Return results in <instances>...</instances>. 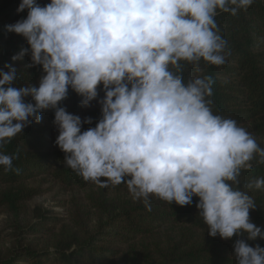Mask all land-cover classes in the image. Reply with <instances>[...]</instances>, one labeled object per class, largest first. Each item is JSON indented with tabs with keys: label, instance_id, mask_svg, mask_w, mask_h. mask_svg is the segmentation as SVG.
<instances>
[{
	"label": "clouds",
	"instance_id": "1",
	"mask_svg": "<svg viewBox=\"0 0 264 264\" xmlns=\"http://www.w3.org/2000/svg\"><path fill=\"white\" fill-rule=\"evenodd\" d=\"M253 0H21L17 12L27 17L7 25L24 37L31 66L40 65L38 86H13L17 70L0 69V141L15 137L41 112L53 109L59 135L56 146L64 164L100 188L126 184L133 200L151 210L150 197L197 208L208 235L251 241L264 232L249 219L256 207L239 184L254 154L264 163V148L233 119L214 115L212 78L185 82L181 61L220 66L230 53L219 32L217 11L236 15ZM102 85L101 118L81 131L82 120L59 102L69 88L87 106ZM30 97L31 102H25ZM90 118L83 123L90 124ZM13 157L0 154V166L12 169ZM17 171H19L17 169ZM103 178V180H101ZM264 187V178L245 185ZM234 244L236 264H264V248Z\"/></svg>",
	"mask_w": 264,
	"mask_h": 264
},
{
	"label": "trees",
	"instance_id": "2",
	"mask_svg": "<svg viewBox=\"0 0 264 264\" xmlns=\"http://www.w3.org/2000/svg\"><path fill=\"white\" fill-rule=\"evenodd\" d=\"M44 7L50 0H36ZM21 0H0V69L12 65L17 70L15 87L39 84L44 75L40 65L31 66V53L13 61L29 45L24 37L7 32L5 27L27 17L28 10L17 12ZM219 32L227 41L230 55L223 65L201 61L199 69L181 61L185 82L189 78H212L209 105L214 115L233 119L254 138L264 141V0H253L247 10L236 15L217 11ZM97 98L87 106L82 97L69 88L59 102L67 112L82 120L81 131L94 128L101 118L104 98L102 85ZM25 102H31L30 97ZM41 121L32 123L11 139L0 141V154L13 157L12 169L0 166V214L6 226L0 237V264H236L234 244L246 235L222 239L210 237L197 204L189 205L152 196L148 211L140 200H133L126 184L100 188L85 181L77 171L64 164L65 153L55 144L59 135L54 110L41 112ZM86 118L90 124L83 123ZM264 148L263 143H257ZM254 154L250 169H241L239 184L256 207L249 219L264 232V187L247 189L245 185L264 178V163ZM17 169L19 171H17ZM103 180V178H101ZM44 186H49L44 188ZM69 194L59 203L65 217L35 204L50 192V187ZM3 238V240H2ZM264 248V240L247 241Z\"/></svg>",
	"mask_w": 264,
	"mask_h": 264
},
{
	"label": "rangeland",
	"instance_id": "3",
	"mask_svg": "<svg viewBox=\"0 0 264 264\" xmlns=\"http://www.w3.org/2000/svg\"><path fill=\"white\" fill-rule=\"evenodd\" d=\"M255 140L257 143L264 144L263 139H261L260 137H256ZM47 187L49 186H44V188L46 189ZM49 189L50 192H48L45 196L36 199L35 204L42 205L44 209L51 211L53 215L57 214L59 217H65L64 215V213L66 212L65 208H62L61 206L58 205L61 202L68 201L70 195L59 191V189L55 186L50 187ZM5 226H6L5 217L0 214V237H3L5 232H9V230H5Z\"/></svg>",
	"mask_w": 264,
	"mask_h": 264
}]
</instances>
